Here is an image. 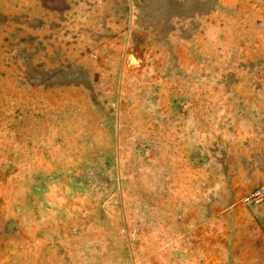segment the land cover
<instances>
[{
	"label": "rangeland",
	"instance_id": "obj_1",
	"mask_svg": "<svg viewBox=\"0 0 264 264\" xmlns=\"http://www.w3.org/2000/svg\"><path fill=\"white\" fill-rule=\"evenodd\" d=\"M0 264H264V0H0Z\"/></svg>",
	"mask_w": 264,
	"mask_h": 264
}]
</instances>
